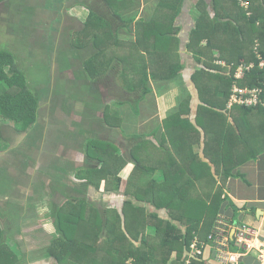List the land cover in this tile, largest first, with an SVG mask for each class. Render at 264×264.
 I'll use <instances>...</instances> for the list:
<instances>
[{"label": "trees", "instance_id": "trees-1", "mask_svg": "<svg viewBox=\"0 0 264 264\" xmlns=\"http://www.w3.org/2000/svg\"><path fill=\"white\" fill-rule=\"evenodd\" d=\"M105 2L113 20L91 10L71 37L75 48L91 43L97 49L83 64L89 77L118 76L137 108L152 93L151 83L183 78L185 49L194 57L200 104L194 108L188 95L154 135L139 138L125 161L116 157L114 144L89 140L76 177L87 188L100 190L104 183L105 192H118L129 162L134 168L124 193L134 201L125 200L121 211L101 212L85 197L70 199L53 215L58 236L49 253L58 264H206L204 257H189L191 244L209 239L234 171L264 154V106L229 107L235 88L258 90L264 100V0H157L150 19L137 18L138 11L123 17L135 0ZM186 10L196 18L187 41L179 23ZM127 28L133 39L120 37ZM0 86V120L28 132L38 121L41 98L10 49L0 48ZM116 117L105 116V123L121 127ZM161 127L158 143L153 139ZM13 228L0 225V264H28L24 250L13 245Z\"/></svg>", "mask_w": 264, "mask_h": 264}, {"label": "rangeland", "instance_id": "rangeland-1", "mask_svg": "<svg viewBox=\"0 0 264 264\" xmlns=\"http://www.w3.org/2000/svg\"><path fill=\"white\" fill-rule=\"evenodd\" d=\"M147 1L148 0H135V3H139L137 16H142V13L139 12L140 7L143 10L145 8L144 2ZM155 1L157 0H153V4ZM56 2L57 0H8L7 3L5 1L0 2V48L10 49L14 53L18 66H20L27 75L30 89L40 95V108L37 111L39 113V120L37 123L43 126L42 134L44 136L48 134L47 137L50 139L51 136L52 138L55 137L53 133L58 135L59 131L62 134L65 129H60L65 128L67 123H71L72 120L85 116L87 113L93 114L94 119L92 118V120L95 121V125L98 126L100 124L103 126L101 128L105 130L102 135L103 140L106 143H111V140L113 139L114 141L112 143L118 150L116 157L121 160L123 159V161H125V159L128 160L129 154L131 153V150L129 151L130 146L128 143L133 140L130 143L136 145L142 140L139 138L143 137L135 136L136 132L139 134H142L143 132V134L149 133V131L146 130H149L150 127H159V119L157 116H153V119L149 121L151 124L148 122L150 127H137L136 132L133 133L131 132L133 130L131 119L126 115V112H123L122 114L126 116L127 120L121 119L122 127L120 129L125 128L124 132H130L128 135L132 138L129 136L130 139L122 138L123 136L121 135V138L119 139L117 133L113 134L112 130L108 129L103 117H112L111 115L114 108H118L119 106L128 112L133 108L132 101L134 100V97H131L132 99H130L125 90L121 88L122 81L118 76H113L111 74V76H103L100 79H91L84 69L83 64L84 61L86 63L88 58L97 52V49L91 43L84 48H75L71 39L73 31L83 27L81 19H86V16L91 10L100 12L99 14L108 16L109 18L112 17L111 19L113 20L112 11L109 10V6L106 4L105 0H103L102 5L96 0H88L89 6L79 5L76 8L74 7L75 9H70L68 6H61L60 11H53L49 5L50 3L55 4ZM147 3L152 5V1ZM183 16L185 18L184 24L186 25L184 31H189L192 24L196 22V18L194 14L191 15L188 10L185 11ZM78 18L80 21H78ZM131 28L133 29V27ZM132 29H122L120 31V37L123 39L131 37V39H133L132 35L134 32ZM59 35L61 37H59ZM191 58L194 59L192 54H187L185 57L189 63L187 66L188 71H191L193 65L190 64ZM190 65L191 67H189ZM185 79L186 81L188 80V78L183 76L182 79H179L174 83H164L162 85H166L163 86L165 90L173 88L181 89L188 92L187 95L191 94L194 96V93L197 95V91L193 88V82L189 85L187 83L188 81L186 82ZM189 82L191 81L189 80ZM153 83L150 84L151 88H153L152 86L154 84L155 87H159L161 84L157 82ZM4 91L5 87L0 86V94ZM193 102L195 103V100ZM156 104L157 99L153 93L146 97V102L139 104L142 110L141 119L138 124L139 126H142L141 121L144 122L152 116V113L157 114V110L155 109ZM139 105L137 108H139ZM91 109L95 110V112H92ZM65 112L69 113L66 114ZM96 115H98V117ZM45 123L47 126L44 125ZM49 123L52 125V128L48 127ZM64 123H66L65 127ZM90 124L92 125L89 120L85 121L86 127L90 130H94L92 127L93 125L91 126ZM0 126L3 127V141L0 145V167L16 173L18 172L16 166L19 168V163L13 162L15 156L19 154V149L23 146V143L19 142L20 140H23V136L25 135L19 136L21 133L17 132L15 135L13 123L11 124L7 121L0 120ZM54 127L59 128L57 130ZM89 129L84 130L83 133L80 132L81 134H73L72 136L75 140H79L81 147L82 144H85L86 142ZM163 131L164 128L161 127V132L163 133ZM31 132L33 131L30 129L28 134H31ZM65 132H67V130H65ZM151 132L153 133V131H150V133ZM37 133L38 130L34 131L27 139L29 145L34 143L32 140H29L34 137L38 138H35L34 141L41 142L39 138L42 137H39ZM150 136H152V134ZM91 137L92 135L90 138ZM52 138L51 140H53ZM51 140H49L50 143L47 147H50L52 143ZM153 140L160 143L162 141L161 133L159 132ZM115 141L120 143L116 144L114 143ZM61 142L63 141H60V143ZM37 145L39 144L34 143V147H37ZM63 148L62 144L57 142V145H54L52 150L55 149L54 153L57 156L62 155L64 158L66 156ZM84 156L86 157L85 152ZM61 161L63 164L67 165L66 160L62 159ZM118 162L121 163L120 160H118ZM85 163L86 159L83 162L84 166ZM101 166L102 164H99L98 169L101 168ZM133 168L134 166L128 162L127 166L120 172V177L123 178L121 187L122 193L124 192L125 185L129 180ZM27 174H29V171H27ZM5 176L6 174L3 176L0 175V189L3 192L7 191L5 188H8L9 184V181L4 180ZM39 181L40 180H37V183ZM83 185L85 184H82L81 189L86 192L88 189L83 187ZM36 188L39 187L37 186ZM102 188L100 194L104 195V189ZM114 194H112L110 199L106 198L104 200H99L95 197L92 199L91 203L100 206L101 212L106 209L121 211L122 203L117 204L118 200H111L112 197H115ZM15 195L19 198V193H16ZM33 195L34 194L31 193L32 203L36 202L38 193L35 192V195ZM99 196L100 195H98V197ZM17 237L19 238V236ZM89 241L95 242V239L91 238ZM17 251H19V249ZM45 264L51 263L46 261ZM52 264L54 263L52 262Z\"/></svg>", "mask_w": 264, "mask_h": 264}, {"label": "crops", "instance_id": "crops-1", "mask_svg": "<svg viewBox=\"0 0 264 264\" xmlns=\"http://www.w3.org/2000/svg\"><path fill=\"white\" fill-rule=\"evenodd\" d=\"M96 1L100 5L103 4V0ZM151 1L152 5H150V3H147ZM147 2H144L145 8L143 10L140 7L139 12L142 13V16L139 17L138 15L137 18H151L156 1L154 2V4L153 0H148ZM106 4L108 5L107 2ZM79 5L89 6V2L88 0H57L55 4L50 3L49 7L53 11H60L61 6H68L71 9L74 7L76 8ZM138 7L139 3H134V5H131V7H127L122 11V15H124L123 17H129L134 12L138 11ZM109 10H111L110 7ZM87 17L88 15L86 16V18ZM81 20L84 26V21L86 19L83 20L82 18ZM78 21H80V19ZM184 22L185 18L183 16L182 19L179 20V23L183 26L181 36H184L185 40L187 41L189 34L188 31H184V29L186 28ZM59 37L61 36L59 35ZM132 37L134 38V33ZM126 39H131V37H127ZM187 54L191 53L185 51L184 49V57H186ZM190 64H193L192 67L191 65L189 66L191 67V71L187 70L184 74V77L188 78V82L186 81V79L185 81L189 85L192 83V76L195 72L193 58H191ZM189 80L191 82H189ZM163 86L166 85L160 84L159 87H155L154 84L152 86V93L157 99V104L155 107V109L157 110V114L152 113V116H150L144 122L141 121L142 126L138 125L142 113L140 105L137 109L136 107H133L132 104L133 108H131L128 112L121 108V106H119L118 108H114L112 116H117L116 118L118 119L120 118L127 120L126 116L122 114L123 112H126V115H128L129 119H131V125L133 126V130L131 132L133 133L136 132L137 127H150L148 122L153 119V116L158 117L160 127L163 120H165L170 114L177 111L180 102L188 96V92H186L185 90L174 88L165 90ZM193 88L195 91H197L195 85L193 86ZM193 97L195 100V103H193V107L196 108L200 104L199 94L196 95V93H194ZM142 102H146V98ZM91 110L92 112H95V110ZM96 116L98 117V115ZM92 118L94 119L93 114L87 113L85 114V116H81L80 118L72 120L71 123H67V125L66 123H64V127L65 125L66 127L60 130L65 129L67 130V132H65L64 130L61 134L58 131V135L53 133L55 136L53 138L51 136L53 140H51V138L48 139V134L44 136L42 134L43 126L36 123L31 131L34 132L38 130V136L42 137L39 138L41 142L34 141V139L37 137L29 140H32L34 143L39 144L37 145V147H34V143H32V145H29L27 143V139L32 135L33 132H31V134H28L30 131L29 130L26 133L19 134V136H25H23V140H20L19 142L23 143V146L21 149L18 148L19 154L15 156L13 162L19 163V168L18 166H16L18 172L13 173L11 171H7L6 168L0 167V175L3 176L6 174L4 180L9 181L8 188H5L7 190L6 192L1 191L0 189V225L5 226L4 228L14 227V230H11L15 231L16 235L19 236V238L15 236V238L12 239L14 241L13 245L16 246L17 250L20 248L22 252L24 250L23 253H26L27 255L28 264H45L46 261L50 262L51 264L52 262L54 264H58L57 261L49 253L52 240L56 236H58L57 230L54 225L53 215L59 207L63 206L70 199L85 197L91 203L92 199H94L95 197L99 200H104L106 198L110 199L112 194L115 193V197H112L111 200H118L117 204L122 203V208L125 200L133 199L134 201V198L127 197L124 192L122 193V191L109 193L105 192L104 183L101 186V188L103 187L102 189H104V195L100 194L101 188L100 190H97L94 187L87 188L85 185H83V187H86L88 190L85 192L83 191V189H81L82 184H85L86 182L78 179L76 177V173L78 168H82L84 166L83 162L86 159V157L84 156L86 144L89 140L92 139L105 142L102 138V135L105 131L101 128L103 126H101L100 124L96 126L95 121H93ZM87 120L92 123L93 126L91 124L90 125L94 128V130H90L86 127L85 121ZM44 125L47 126L46 123ZM48 127L52 128V125L49 123ZM121 127L112 128L108 126V129L112 130L113 134L117 133L119 139L121 138V135L123 136L122 138L130 139L129 137L131 136L128 135V133L130 132L125 133V128L120 129ZM54 128L58 130L59 127ZM157 128L158 127H150L149 130H146L149 131V133L147 134H143L144 132L142 134L136 132L135 136H150L151 134H153L152 132L150 133V131H155L157 130ZM87 129H89L88 136L85 144L83 143L84 145L82 144L81 147L79 140H75L72 136L73 134H81L84 130ZM91 135L92 137L90 138ZM49 140H51L52 143L50 147H47L50 143ZM60 141L63 142L60 143ZM113 141L114 140L112 139L111 143ZM57 142H59V144H62V146L64 147L63 150L66 156L64 158L67 159H64L62 155H59L60 157L57 156L54 153L55 149L52 150L54 145H57ZM130 142L128 143V145L130 146L129 151L134 146V143L131 144ZM114 143L119 144L120 142L115 141ZM62 159L66 160L67 165L62 163ZM27 171H29V174H27ZM234 173L237 176L230 178L226 184V203L224 204V207L221 210L220 215L218 216V219L224 218L231 227L229 230L230 245L228 248L231 257L229 260L230 262L227 264H260L259 249L260 247L264 248V154L262 156H259L258 159L250 160L244 165L238 167L234 171ZM37 180L40 181L37 183ZM37 186L39 188H36ZM35 192L38 193L37 200L36 202L32 203L31 193L35 195ZM16 193H19V198H17V196L15 195ZM98 195L100 196L98 197ZM93 206L100 209V206L98 205ZM160 215L161 217H167V213L165 211L163 213L160 212ZM244 225L254 227L257 232V235L252 243L254 247L249 249L248 251L234 247L233 244L237 228ZM148 233H153L151 227L148 228ZM205 243H207L204 255L206 264H220L215 258L216 251L214 246L210 244L208 240H205Z\"/></svg>", "mask_w": 264, "mask_h": 264}, {"label": "built area", "instance_id": "built-area-1", "mask_svg": "<svg viewBox=\"0 0 264 264\" xmlns=\"http://www.w3.org/2000/svg\"><path fill=\"white\" fill-rule=\"evenodd\" d=\"M262 66H264V64H262ZM242 74L243 68H240L238 70V77H241ZM260 93L261 92L258 90H242L235 88L229 102V107L236 104L247 106L261 104L264 106V100H260ZM230 228V224L224 218H219L208 239L209 243L215 248V258L220 264H227L230 262L231 254L228 250L230 245ZM256 235L257 232L254 227L248 225L239 226L236 231L235 240L233 241L234 247L248 251L254 247L252 243ZM206 244L207 243L201 242L198 238L195 239L190 246L189 257H204ZM259 261L260 264H264V248L262 247L259 249ZM187 263L189 264L190 260L187 261ZM127 264H133L132 260H129Z\"/></svg>", "mask_w": 264, "mask_h": 264}]
</instances>
